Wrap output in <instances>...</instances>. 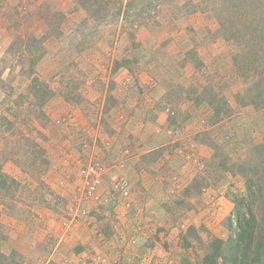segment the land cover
<instances>
[{
  "label": "rangeland",
  "instance_id": "obj_1",
  "mask_svg": "<svg viewBox=\"0 0 264 264\" xmlns=\"http://www.w3.org/2000/svg\"><path fill=\"white\" fill-rule=\"evenodd\" d=\"M127 1L0 0V167L16 180L0 187V264H203L212 238L235 236L237 198L259 213L236 164L264 154V107L238 101V44L204 0L140 14L135 0L129 20ZM34 76L53 90L40 108ZM212 94L230 107L218 118ZM90 161L99 199L82 193Z\"/></svg>",
  "mask_w": 264,
  "mask_h": 264
},
{
  "label": "trees",
  "instance_id": "obj_2",
  "mask_svg": "<svg viewBox=\"0 0 264 264\" xmlns=\"http://www.w3.org/2000/svg\"><path fill=\"white\" fill-rule=\"evenodd\" d=\"M205 5L213 13L223 35L228 40H233L238 44V50L232 55L233 66L244 83L243 90L238 93V101L242 105L250 103L254 108L264 107V0H204ZM107 4V0H83L86 7L93 8L97 3ZM151 3H141L137 10L146 13V6ZM101 5V4H99ZM135 0H128L121 8H117V15L122 14L124 19H128L131 7H134ZM98 8V9H97ZM94 10H102L95 6ZM138 14H136V17ZM122 17V18H123ZM136 20V19H135ZM133 21V20H131ZM144 22V21H143ZM142 22H133L136 29ZM134 37V33H130ZM39 92L37 105L42 107L53 95V90L47 84L40 81L38 77L32 78L30 86ZM212 94L208 104L213 109L215 118L229 110V106L224 98L216 99ZM40 113L43 114L42 110ZM25 134H23L24 136ZM29 140L28 136H24ZM34 164L37 163L33 157ZM258 161V162H257ZM41 163L46 164L47 159L42 158ZM1 166V165H0ZM230 166L224 164L225 169ZM252 168V167H251ZM249 165L243 163L236 164V170L243 176L247 191V196L255 197L257 201L258 215L253 210H248V214L241 210L242 198L234 201V212L236 214V233L230 235L228 245L222 247L224 241L220 238H212L208 252L203 258V264H219V259H225L230 264H264L261 257L264 256V154L255 160L254 171ZM16 180L5 174L0 167V187L12 188ZM249 209V208H248ZM243 247L242 255L239 251ZM226 248L227 252L223 251ZM249 250L254 252L253 257L248 260ZM2 255V254H0ZM246 259V260H245ZM245 260V261H244Z\"/></svg>",
  "mask_w": 264,
  "mask_h": 264
},
{
  "label": "built area",
  "instance_id": "obj_3",
  "mask_svg": "<svg viewBox=\"0 0 264 264\" xmlns=\"http://www.w3.org/2000/svg\"><path fill=\"white\" fill-rule=\"evenodd\" d=\"M79 174L82 183V193L86 196L99 199L98 190L102 182V167L97 162L90 161L80 167ZM131 187V183L127 178L116 176L110 179L108 188L110 194L116 200H123L127 202L126 205H128V200H130L132 194ZM132 242L134 243L135 240L132 239ZM96 260L98 264L106 263V258L101 254L96 255Z\"/></svg>",
  "mask_w": 264,
  "mask_h": 264
}]
</instances>
